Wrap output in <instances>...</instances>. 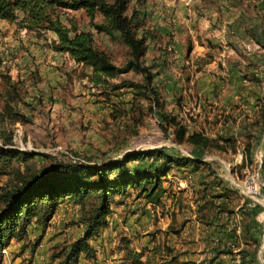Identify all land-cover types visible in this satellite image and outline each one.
Wrapping results in <instances>:
<instances>
[{
    "label": "rangeland",
    "instance_id": "1",
    "mask_svg": "<svg viewBox=\"0 0 264 264\" xmlns=\"http://www.w3.org/2000/svg\"><path fill=\"white\" fill-rule=\"evenodd\" d=\"M192 1L184 0L185 4ZM145 2L129 0L128 11L134 5L144 8ZM237 6L244 7L242 12L246 13L242 28L233 32L231 39L230 34L219 38L212 30L213 33L205 37V46H197L192 53L186 54L185 44L181 53L176 46L174 32L161 34L153 27L142 56L143 62L153 71L152 86L162 100V110L173 116L176 122L186 125L188 132L196 130L213 134L208 135L211 141L205 148L193 146L185 136L183 139L177 137V125L160 118L152 92L117 85L123 79L144 82L140 72L130 70L94 83L88 78L90 67L82 63L75 66L68 63L66 57L61 64L55 65L56 68H39L33 61L36 58L34 48L42 52L52 51L49 46L51 31L37 33L15 21L0 20V110L3 112L0 115V140L10 136L7 146L34 152L26 160H13L10 166L0 167V185L37 172L55 160L101 164L121 158L129 151L156 147H163L172 154L195 156L201 160L195 169L169 165L167 174L161 177L168 180L163 182L168 190L167 196L176 190L178 180L182 178L225 180L231 186V202L241 204L236 209L237 214L243 211L245 203L249 206V211L239 217L242 232L239 231L237 240L233 244L218 246V251L215 250L220 252L216 253L217 260L214 259L216 255L209 253L201 261L203 264H264V185L254 197L246 196L234 185L241 180H251V177L264 183V129L258 118L260 107L257 105L264 91V0H236L233 7L238 10ZM60 14L64 22H67V16H71L79 29L90 30L96 45L115 63L126 61L128 49L117 33L111 36L97 31L90 25L83 9H60ZM94 20L102 22L103 17L97 13ZM148 20L145 12L139 33L149 28ZM231 64L240 68L237 75L226 69ZM164 70L174 81L172 87L165 88L162 83ZM160 162L158 158H144L140 162H129V166L144 168L150 163L158 166ZM126 193L129 199L136 194L131 187ZM121 197V194L111 196L110 207L114 212ZM162 198L166 200L164 195ZM61 202L47 226L28 224L24 239L28 247L26 255L19 260L17 253L9 254L18 264H30L36 251L41 258L40 264H58L70 243L83 235L85 224L79 219L80 206L66 199ZM142 202L139 201L134 209L136 219L145 213L147 206ZM162 204L148 205L149 213L140 230H131L130 235L139 239H131L134 244L140 245L143 241L140 237L157 228L153 225L157 221L161 224L167 222L166 216L159 217L164 210L174 212L163 201ZM182 204L185 208L183 214L178 212L176 215L179 219L192 208L186 197L182 198ZM248 222L251 226L246 227ZM178 223L177 219L173 221L176 226ZM191 225H187L190 231L179 235V248L187 244L190 248L197 245L196 239L190 241L187 237L193 231L194 236L202 234L201 229ZM112 226L108 223L104 232L95 233L99 236V258L106 264L121 262L114 254H118L116 251L122 247V241L124 244L128 238L125 229L110 228ZM156 244L160 249L154 258L161 264H201L193 259L180 260L178 249L168 250L166 245ZM243 248L249 250L246 255ZM149 254L151 251L147 249L143 258ZM87 258L94 260L96 253L94 258ZM1 261L4 264V260Z\"/></svg>",
    "mask_w": 264,
    "mask_h": 264
},
{
    "label": "trees",
    "instance_id": "2",
    "mask_svg": "<svg viewBox=\"0 0 264 264\" xmlns=\"http://www.w3.org/2000/svg\"><path fill=\"white\" fill-rule=\"evenodd\" d=\"M128 1L0 0V18L15 21L19 26L37 33L54 32L57 37L50 40L49 46L54 50L67 52L76 62L90 67L88 78L94 83L130 70L140 72L144 82L123 79L117 85L143 88L147 93L152 92V99L154 105L159 108L160 118L168 119L177 125L178 138L183 139L185 136V140L193 146L208 147L210 136L196 130L188 132L186 125L176 122L173 116H168L162 110V100L152 86L153 71L142 60L150 35L149 28H144L141 33L138 31L145 11L140 5H134L128 11ZM143 1L138 0V3ZM60 9H83L90 25L97 31H103L111 36L117 33L128 49L129 56L126 61L117 64L111 60L108 53L96 45L93 33L90 30L79 29L71 16H67V22H64ZM97 13L102 15V22L94 20ZM256 39L261 43L258 38ZM257 105L260 107L258 118L260 117L259 121L264 129V91ZM2 113L0 110V115ZM0 141V167H8L13 160H26L34 154L31 151L7 146L11 141L10 136ZM144 158H158L161 162L158 166L150 163L144 168L129 166V162H140ZM199 163H201L200 158L195 156L172 154L163 147H156L149 150L129 151L121 158L101 164L55 160L39 168L37 172L21 176L19 180L9 184L0 185V255L2 248L6 247L12 238L26 237L27 226L31 221L41 225L42 228L47 226L58 204L66 199L80 206L79 219L85 224V230L83 235L70 243L67 253L58 264H75L81 253L94 258L95 249L90 238L104 224L107 215L111 212L112 195L127 194V188L131 187L136 192L135 197H141L153 205L162 204V197L168 190L161 177L167 174L169 165H185L195 169ZM111 175L115 177L111 178ZM216 182L218 180L206 181L202 191L205 193L208 191L212 197H217L218 194L208 189ZM214 204L218 211L227 209L223 203H215L210 199L205 200L199 209H209ZM246 227H249L248 223ZM166 247L168 250L172 249L169 245ZM159 249V244L153 245L150 248L151 254L143 258V248L134 250L126 246L118 264H161L155 260L157 258L155 253ZM242 251L244 255L249 252L244 248ZM0 264H3L1 260Z\"/></svg>",
    "mask_w": 264,
    "mask_h": 264
},
{
    "label": "crops",
    "instance_id": "3",
    "mask_svg": "<svg viewBox=\"0 0 264 264\" xmlns=\"http://www.w3.org/2000/svg\"><path fill=\"white\" fill-rule=\"evenodd\" d=\"M233 3H236V0H194L190 4H185L184 0H146L143 9L146 12V16L149 18L148 22L150 31L154 27L161 34L174 32V38L177 40L176 46L179 47L180 53L183 52L182 50L185 44L186 54H190L195 48H197V46H205L203 45L205 44V37H208L212 30L214 34L219 35V38H222V35L229 36L230 34L229 39H231V34L233 32L237 30L238 32L240 31L239 29L242 28L244 22V13L246 12H242L244 11V7L238 8L237 6V10L233 7ZM257 7H259L258 4ZM0 20L5 19L0 18ZM172 28H174V30ZM219 32L222 33L219 34ZM49 36L52 39H56L57 37L52 31ZM148 37H150V35ZM184 40H188V42L184 43ZM175 49L178 50L177 47ZM33 53L36 57L33 61L39 68H56L55 65H59L63 62V57H66L68 63L70 62L75 66L81 65L67 52L54 49L50 52H42L41 49L34 48ZM227 68L230 74L237 75L240 72V68L232 64L227 66L226 69ZM163 74L162 83L165 85V88L172 87L174 81L169 74H167V71L164 70ZM207 135L211 136L213 134ZM206 181L211 180H187V178L178 180L179 184L177 185L176 190H172L168 196L165 194L164 197H166V200H163L162 198L165 206H170V211L174 210V212L171 211L167 213V211L164 210L159 217L162 219L163 216H166L168 219L167 222L161 224L157 221L158 224H153L154 227L157 228L151 232H146L147 230H144L147 234L140 237L143 241L140 245L138 244L139 246L134 244V241H131V239L139 240L138 237L135 238L134 236H131L130 233L132 229L140 230L143 219L145 216H148L149 213L147 207L151 204L141 197L131 195L132 199H129L128 194L122 195L114 207L115 212L111 210L109 213L111 215H107L104 224L98 228L97 233L100 234V232H104V230L108 228V223L113 224L110 228L116 227L117 230L125 229L127 231L128 238L126 239V242L123 244L122 241V247L116 251L118 254H114L117 256L118 261L121 260L123 255L122 252L126 246L134 250H140L143 248V250L147 252V249H150L153 245H158L156 243H160L161 246L169 245L172 248L178 249L180 260L193 259L196 263L201 262V264H203V261H201L202 257L208 256L209 253H211L212 256L216 255V253L220 254V252L218 253L215 251L216 249L218 250V246L222 247L226 243L233 244L235 240H237L239 231L242 232V227L239 224V217L242 218L244 214L249 211V206H247L248 203H245L246 206L242 208L243 211L240 214H237L236 209L241 207V204L231 202L232 197L229 194L231 186H229L225 180H218V182L212 184L213 186H211V188H208L212 193L218 194L217 197H212V194L208 191H206V193L202 191V187L205 185L204 183H206ZM183 197H186V200L192 204V208H190L189 212L181 216L182 218L179 219L176 218V215L178 212L183 214L184 211L182 212V210L185 208L182 204ZM207 199H210L215 203H223L227 209L225 208L223 211H218L216 210L215 204L209 209H199ZM141 200H143L142 203H145V206L147 207L144 210L145 213L141 214L140 218L136 219L137 212H135L134 209ZM167 200L168 202H166ZM61 204L62 202L59 203V206ZM175 219L179 221L177 226L173 224ZM31 223L35 226L39 225L34 221H31ZM189 224L201 229L200 233L202 234L198 233L194 236L196 233L193 231V234H190V236L187 237L190 241L193 239L197 240V245L194 248H190V246H188L189 244L179 248L181 243L178 242V237L182 233L190 231L187 228V225ZM248 226H251V222H248ZM173 236L176 238H172ZM198 237H200V240ZM24 239L25 237L23 239L12 238L6 246L11 256L14 253H17L16 258L19 260L26 255L28 249ZM98 239L99 236L96 234L90 238V242L95 249L96 258L93 260L88 259L86 255H83V257L79 256L78 262L75 264H106V262L99 258ZM36 253L32 256V262L30 264H40L41 258H39ZM114 255L111 256L115 257ZM214 259H218L217 255ZM226 262L229 263L230 260H226Z\"/></svg>",
    "mask_w": 264,
    "mask_h": 264
},
{
    "label": "built area",
    "instance_id": "4",
    "mask_svg": "<svg viewBox=\"0 0 264 264\" xmlns=\"http://www.w3.org/2000/svg\"><path fill=\"white\" fill-rule=\"evenodd\" d=\"M50 40V38H48ZM236 187L245 194L246 196L254 197L260 193L261 187L264 185L260 180L251 177V180H241L239 183L235 182ZM3 258L4 264H18L9 255L8 249L6 247L2 248L0 260Z\"/></svg>",
    "mask_w": 264,
    "mask_h": 264
}]
</instances>
